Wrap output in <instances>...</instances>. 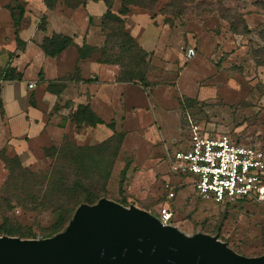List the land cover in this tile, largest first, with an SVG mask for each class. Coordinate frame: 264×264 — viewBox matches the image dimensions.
Returning a JSON list of instances; mask_svg holds the SVG:
<instances>
[{
  "label": "rangeland",
  "instance_id": "rangeland-1",
  "mask_svg": "<svg viewBox=\"0 0 264 264\" xmlns=\"http://www.w3.org/2000/svg\"><path fill=\"white\" fill-rule=\"evenodd\" d=\"M50 1L55 2L53 9L60 5L74 10V17L83 22L84 3L88 0ZM111 1L113 11L118 12L122 0ZM135 1L130 5L125 24L127 31L135 35L136 42L149 52L145 65L121 67L103 62L104 58L128 57L129 53L122 49V39L114 29L105 27L104 14L97 24L93 22L95 33L104 37V43L100 46L90 44L99 49L93 50L89 59L117 65L116 80L132 85L130 96L122 98L117 117L104 120L99 128V124L77 123L74 112L58 111V103L49 113L46 111L48 104H40L47 113V121L56 118L61 121L62 129L53 134L50 131L53 124L48 121L46 133L34 141L28 140L30 149L20 147L19 142V147L10 144L13 136L2 137L0 151L6 149L7 154L13 156L25 149L28 154L19 153L24 165L43 172L52 162L45 156L44 149L60 145L65 136L74 143L89 146L98 145L114 135L117 138V133H122V142L115 140L105 151V158L113 160V167L104 197L127 207L135 205L151 214H156L161 204L168 203L174 214L172 224L184 235L216 236L239 254L260 256L264 254V199H239L219 204L202 199L195 185L183 180L179 185L171 183L176 194L169 199L164 186L173 175L166 173L168 156L186 147L192 124H198L210 135L228 134L241 143L264 150V0ZM17 2L23 4L26 12L16 29L6 4L17 7ZM44 7H47L44 0H0V134L8 126L6 119H9L4 94L13 82H22L17 88L28 103H36L47 91L62 93V98L85 91L72 85L75 78L83 81L79 64L82 58L77 47L70 46L57 57H50L41 47L46 36L37 38L34 35L35 31H50L49 11L45 12ZM51 22L55 28L61 24L55 14ZM43 23L45 30H42ZM21 26L27 29L28 41L35 37L40 41L38 46L26 48L23 41H18ZM151 30L164 33L155 48L142 44ZM191 47L196 51L193 57L187 55ZM131 76L145 77V80L118 79ZM30 83L34 84L33 88ZM68 104L66 102L71 108ZM161 109L173 111L172 119L164 120ZM56 112L60 117L54 116ZM128 163L130 167L121 185L122 171ZM8 176L9 170L0 158V186ZM12 204L11 211L0 212V236L31 232L37 238L48 235L53 223L49 212L28 210L13 201ZM7 229L18 230L14 233L18 235L7 234Z\"/></svg>",
  "mask_w": 264,
  "mask_h": 264
},
{
  "label": "trees",
  "instance_id": "trees-1",
  "mask_svg": "<svg viewBox=\"0 0 264 264\" xmlns=\"http://www.w3.org/2000/svg\"><path fill=\"white\" fill-rule=\"evenodd\" d=\"M44 1L48 8H54V1ZM103 1L107 6V10L103 15V23L105 27L110 26L114 29L115 34L122 39L124 47L122 49L129 53L128 57L117 56L115 59L107 57L104 58L103 62L120 64L121 67L122 65L128 67L145 65L149 52L136 42L135 37L127 31L125 24L126 15L131 11L130 5L135 4L136 1L122 0L118 12L113 11V1ZM17 3V7H14L11 3L6 4V7L11 11L16 29L20 26L26 12L23 4ZM141 6L148 8L147 5ZM44 20L46 24V17H44ZM45 24L42 30H45ZM19 40L22 41L20 36H18ZM106 43H108V40H106ZM70 46L77 47L82 59L88 58L93 50L99 49V47L92 46L87 42H84L81 46L77 45L72 36L63 33L46 36L41 44L45 54L50 57H57ZM104 56L106 57L103 53ZM18 79H21L20 74ZM118 79L131 82L138 79L140 81L145 80V77L136 78L131 76L128 78L119 77ZM73 117L77 123L91 126L105 123L104 119L99 117L89 104H80ZM122 139L123 134L117 133V138L114 135L98 145L85 146L74 143L65 136L60 145H52L44 149L45 156L49 157L52 162L49 169L43 172L35 171L24 165L18 154L10 156L7 154L6 149H1L0 158L8 168L9 176L6 182L0 186V212L11 211L14 208L13 201L18 206L28 210L47 211L52 215L53 223L50 232L44 238L65 231L81 204H94L102 198H107L104 195L107 193L113 160L105 158V151L110 148L115 140L121 143ZM129 167L130 164L128 163L122 171L121 185L125 182ZM5 207H7L6 210ZM6 220H9V218L6 217ZM16 232L18 230L7 229L9 235H18L14 234ZM19 237L37 238L33 232L20 234Z\"/></svg>",
  "mask_w": 264,
  "mask_h": 264
},
{
  "label": "water",
  "instance_id": "water-1",
  "mask_svg": "<svg viewBox=\"0 0 264 264\" xmlns=\"http://www.w3.org/2000/svg\"><path fill=\"white\" fill-rule=\"evenodd\" d=\"M0 264H264L216 236L188 237L150 212L102 198L47 238L0 236Z\"/></svg>",
  "mask_w": 264,
  "mask_h": 264
},
{
  "label": "crops",
  "instance_id": "crops-1",
  "mask_svg": "<svg viewBox=\"0 0 264 264\" xmlns=\"http://www.w3.org/2000/svg\"><path fill=\"white\" fill-rule=\"evenodd\" d=\"M84 10H86V16L83 19V22L81 23L78 22L77 19L74 17L75 12L70 8L64 9L59 5L53 10H48L47 7H44L45 12L49 11L48 13L50 31H35L34 35H36L37 38L41 36H43L44 38L45 36H52L54 33H63L72 36L74 38L75 43L80 46L84 44L85 40L88 44L96 46L102 45L104 43V37L102 35L98 36L97 33H95L96 29H93V22L97 24L98 19L106 12L107 6L105 2L103 0H88L86 6L84 7ZM54 14L58 15L60 21L59 23H61L60 26H57V28L52 26L51 22V16ZM127 17H129L130 20V16ZM23 27L21 26L19 32L20 38L23 41L24 46L26 48H30L31 45L38 46L40 41L36 39V37L33 38L35 41L30 39L28 41L27 29ZM132 32H134V29ZM163 36L164 33L151 30L147 39L145 38L144 40H142V44L144 46L148 45V47L151 44L155 48L156 43L161 41ZM163 40L165 42V39ZM79 64L81 66L80 78H83V81L75 78L73 80L74 82L72 85H77L79 86V89L85 91L80 93L78 92L75 95H72L70 93L68 97L62 98V93L60 95H57L55 92L52 93L50 91H47L46 94L39 96L36 103H34V101H30L31 103H28L26 100L27 98L19 94L21 90L17 88L22 82H13L11 84L10 89L6 90L7 92H5L4 94V99H6L7 102V117L9 119H6L8 126L0 134V139H2V137L3 139H5L13 136L10 140V144L13 143L14 146L19 147L17 145V143L19 142L20 147H26L27 149H30L28 140L34 141L35 138L46 133L49 129L48 121L53 124L50 127V131L53 134H57L58 129H62V127H60L59 125L61 121H58L54 117H51V120L47 121V113L39 106L40 104L44 103L48 104V107L45 106L47 107L46 111L48 113L53 109V107H55L57 103L60 104L58 105L59 112L60 109L65 111H67L68 109L69 112H75L80 104H89L92 109L96 112V114L104 120L117 117L121 109L120 107H122V98L123 96H125L126 98L128 97L127 95L130 96L132 85H130L129 83H121L116 80V75L118 73L117 65L115 66L105 64L98 60H91L89 59V57L80 60ZM89 77L94 80H92L91 82L84 80V78L87 79ZM47 78H49V76ZM59 97L63 99L62 102ZM66 102L68 105L71 106V108H68V106H66ZM161 110L164 112V114L162 113L160 115L164 120L168 122V119H172L171 113H173V111H167L165 109ZM58 113L56 112L54 116L60 117V114ZM102 125L103 124H99L98 127L101 128ZM170 125L172 126V123ZM24 150L21 149L19 153H29ZM19 153L15 152V154L18 155ZM166 166V173L171 172L169 159L167 160ZM181 180H183L184 182H191L190 178L186 176L181 177L179 175L174 174L171 176L169 181H171V183H173L174 185H179L182 184Z\"/></svg>",
  "mask_w": 264,
  "mask_h": 264
},
{
  "label": "built area",
  "instance_id": "built-area-1",
  "mask_svg": "<svg viewBox=\"0 0 264 264\" xmlns=\"http://www.w3.org/2000/svg\"><path fill=\"white\" fill-rule=\"evenodd\" d=\"M187 55L195 56V49L189 48ZM30 87L34 84L30 83ZM168 159L171 173L190 178L196 193L204 200L220 204L239 199H264V150L261 147L241 143L228 134L210 135L195 123L191 125L186 147L174 150ZM171 185L168 180L164 186L169 199L176 194ZM153 215L162 224L174 226V214L168 203L161 204Z\"/></svg>",
  "mask_w": 264,
  "mask_h": 264
}]
</instances>
